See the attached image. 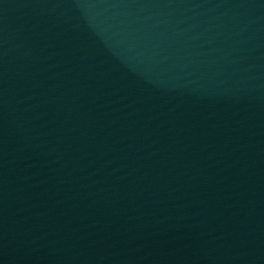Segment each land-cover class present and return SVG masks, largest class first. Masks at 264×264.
Segmentation results:
<instances>
[{
  "label": "water",
  "instance_id": "water-1",
  "mask_svg": "<svg viewBox=\"0 0 264 264\" xmlns=\"http://www.w3.org/2000/svg\"><path fill=\"white\" fill-rule=\"evenodd\" d=\"M264 60V0H0V264H84Z\"/></svg>",
  "mask_w": 264,
  "mask_h": 264
}]
</instances>
